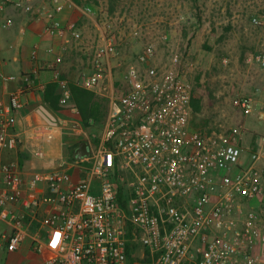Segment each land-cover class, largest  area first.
I'll use <instances>...</instances> for the list:
<instances>
[{
  "label": "built area",
  "instance_id": "built-area-1",
  "mask_svg": "<svg viewBox=\"0 0 264 264\" xmlns=\"http://www.w3.org/2000/svg\"><path fill=\"white\" fill-rule=\"evenodd\" d=\"M51 2L50 30L64 36L56 13L75 3ZM9 6L34 11L32 0H0V11ZM82 10L93 14L91 6ZM253 21L259 23L256 17ZM0 25L7 28L11 21ZM68 29L74 39L81 38L75 22ZM100 35L94 72L78 80L92 91L101 88L110 60L119 55L112 26ZM167 40L164 33L148 41L126 66L121 93L109 91L104 132L86 136L90 153L73 160L82 172L75 181L65 169L36 172L25 182L18 165L4 159L5 150L19 144L11 130L24 93L16 90L0 99V219L11 229L1 236L0 248L17 251L29 236L38 264H261L264 168L258 162L264 157V136L260 150L244 159L236 134L195 129L187 63L177 53L167 62L157 59L158 42ZM256 60L264 66V54ZM56 81L61 103L67 104L68 81L58 72ZM240 104L248 111L253 106L251 99ZM38 110L46 123L59 125L45 104ZM42 181L47 192L28 198L26 188L35 190ZM26 218L37 222L35 228ZM129 243L142 246L133 263Z\"/></svg>",
  "mask_w": 264,
  "mask_h": 264
},
{
  "label": "rangeland",
  "instance_id": "rangeland-1",
  "mask_svg": "<svg viewBox=\"0 0 264 264\" xmlns=\"http://www.w3.org/2000/svg\"><path fill=\"white\" fill-rule=\"evenodd\" d=\"M107 1L99 0L95 5L104 8L96 19L102 22V29L105 24L112 26L119 52L109 62L110 73L100 81L101 92L108 88V99L110 90L121 93L124 84L119 88L117 85L126 66L136 60L145 44L167 33L169 40L158 42L157 59L167 62L177 53L187 63L186 79L192 85V95L202 106L201 112L192 113L193 127L206 133L236 134L244 149V159L260 150L264 136V66L256 57L264 54V0H139L141 10L131 19L123 16L121 5L115 15H107ZM254 17L259 23L253 21ZM91 27L89 51L94 55L101 35L95 26ZM136 28L139 34L134 35ZM83 72L84 75L94 72L92 59L84 61L79 70ZM243 99H251L250 111L240 104ZM109 109L105 120L89 131L91 136L103 134ZM71 161H67L66 167ZM258 165L264 168V157ZM73 170L69 172L73 174ZM30 224L35 228L37 222ZM1 225L7 227L3 222ZM31 246L32 239L28 236L17 251L0 248L5 252L4 255L0 252V263L4 264L7 252H11L18 255V264H30L31 252L34 253ZM258 257L264 263L262 254Z\"/></svg>",
  "mask_w": 264,
  "mask_h": 264
},
{
  "label": "crops",
  "instance_id": "crops-1",
  "mask_svg": "<svg viewBox=\"0 0 264 264\" xmlns=\"http://www.w3.org/2000/svg\"><path fill=\"white\" fill-rule=\"evenodd\" d=\"M32 1L33 12H24L13 6L0 11V22L11 21L7 28L0 25V99L7 100L16 90H22L25 97L24 106L17 111L16 123L11 130L19 137V144L13 149H6L4 159L18 165L25 182L36 172L65 169L69 171L74 169L72 177L75 181L81 177L82 172L72 163L66 167L67 161L76 158L75 151L78 145L86 142V136L91 134L89 131L94 127H84L79 110L70 104L57 112L52 110L45 94L50 84L57 82V72L59 75L68 72L72 66V76L79 77L77 70L84 63V58L80 55L91 52L88 40L93 29L91 26H95L101 34L102 26L96 16L104 8L96 6L89 0H83L85 1L83 4L72 0L75 3L73 6L68 4L62 11L56 13V19L66 28L65 35L62 36L53 34L50 30L47 13L53 8L51 0ZM138 1L122 0L123 16L126 15L128 19H131V16L136 17L141 10ZM86 5L93 8V14L83 12L82 9ZM72 22L76 23L77 30L81 33L79 40L74 39L72 31L68 29ZM135 31L134 35H137ZM120 44L122 46V43ZM136 47L137 43L134 44V48ZM3 76L7 78L3 79ZM100 90L103 89H96V92L107 97L105 90L102 92ZM41 104H45L55 114L59 120L58 126L46 123L38 110ZM46 192L47 183L42 181L35 190L26 188L25 195L32 199ZM2 222L7 225L6 228L1 225ZM33 228L31 226V229ZM10 231L9 224L0 219V235L9 234ZM135 244L133 253L138 259L142 246ZM26 248H29V244ZM2 250L6 251V248L3 247ZM1 253L4 255L5 252ZM7 253L4 264L20 262L18 255ZM31 257L30 264H38L39 256L35 251L31 252Z\"/></svg>",
  "mask_w": 264,
  "mask_h": 264
},
{
  "label": "trees",
  "instance_id": "trees-1",
  "mask_svg": "<svg viewBox=\"0 0 264 264\" xmlns=\"http://www.w3.org/2000/svg\"><path fill=\"white\" fill-rule=\"evenodd\" d=\"M76 2H78V4H83L85 1L76 0ZM89 2L98 4L99 0H89ZM107 3H108V6L106 8L107 15H115V13L117 12V8L122 4V0H108ZM98 23L101 24V26H103L101 21L98 20ZM107 25L105 24V27ZM115 40L117 42L116 38ZM92 55L93 53L89 52L85 55L84 53L83 54L81 53L80 56L84 58V61L90 62L93 57ZM74 57L76 58V55ZM81 67L82 65L79 66L77 70L78 73ZM72 71H73V67L71 66V69H69L68 72L65 73L62 72L60 74V78L66 79L71 89L72 97L70 101L67 104H62L61 103L62 88L57 82L51 83L48 91L45 94V98L48 101L50 108L55 112H57L58 110L64 108V106L70 104L79 110L81 115V123L82 125H84V127L87 128L89 126L95 127V125L97 124L100 125L105 120L108 114V109H109L108 97L100 95L92 90H88L82 87L80 84H78V80L80 79V77L84 75V72L79 73V77L76 76L73 77ZM121 83L122 82L118 83L117 88L120 87ZM201 109H202L201 101L197 99L195 95L192 96V113H199L201 112ZM29 221H31L30 218H26V222L28 223ZM135 246L136 244L134 243L128 244V254H129L130 263H133V261L137 260L133 253L135 250Z\"/></svg>",
  "mask_w": 264,
  "mask_h": 264
},
{
  "label": "water",
  "instance_id": "water-1",
  "mask_svg": "<svg viewBox=\"0 0 264 264\" xmlns=\"http://www.w3.org/2000/svg\"><path fill=\"white\" fill-rule=\"evenodd\" d=\"M89 153H90V150H89V145L87 142L81 143L75 151V155L77 158H83L89 155Z\"/></svg>",
  "mask_w": 264,
  "mask_h": 264
}]
</instances>
